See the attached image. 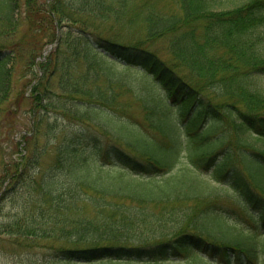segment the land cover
I'll return each instance as SVG.
<instances>
[{
  "label": "trees",
  "instance_id": "1",
  "mask_svg": "<svg viewBox=\"0 0 264 264\" xmlns=\"http://www.w3.org/2000/svg\"><path fill=\"white\" fill-rule=\"evenodd\" d=\"M156 1L139 12L143 33L125 36L131 0H0V126L26 105L35 120L2 167L0 215L29 170L27 138L56 130L53 113L82 123L60 129L68 180L34 176L21 210L0 220L13 264L264 263V241L213 231L220 202L188 164L174 170L186 148L264 226V148L250 141L264 137V0ZM88 137L118 175L81 154Z\"/></svg>",
  "mask_w": 264,
  "mask_h": 264
},
{
  "label": "rangeland",
  "instance_id": "2",
  "mask_svg": "<svg viewBox=\"0 0 264 264\" xmlns=\"http://www.w3.org/2000/svg\"><path fill=\"white\" fill-rule=\"evenodd\" d=\"M129 1V0H127ZM149 6H154L157 9V1L156 0H131L130 3V10L128 12L127 17L125 20H123V23L120 24V29L122 34L125 36H138L141 33H143V29L140 28L139 24V12ZM132 20V21H131ZM127 25L124 29L123 26ZM261 33L264 36V27H258L255 30V33ZM261 46L264 47V38L262 40ZM164 53L167 52L166 49L163 50ZM20 71L17 73L19 74ZM260 87L264 89V75L260 77L259 80ZM57 99V98H55ZM221 99V98H220ZM28 105H26V108H21L19 112H17V117L12 122H3L1 123L0 128V173L3 171L2 167L4 164H6L8 161H10L12 158H18L19 155H21V152L18 151L16 148V141H22L25 139L23 136V130L28 131L32 130L31 128L34 127L33 120L34 118L31 115V112L27 109ZM133 108V107H132ZM56 119V122H55ZM50 124H58L56 127V130H51L45 128L47 127L46 124H44L41 131V135H38L36 138L28 137V147L30 149H33V158L31 163L29 164V170L28 172L20 179V182L16 184L14 187H12L4 196V198L1 201L2 205V214L0 215V220L9 218V215H14L15 213L19 212L22 208L21 204L27 199L29 195V187H32L34 184V176H36L38 179L41 176V174H45L46 176L50 177L52 175H55L56 180L59 181H66L68 180V174L65 171V173H59L60 167L59 163L57 162V157L59 155V145L64 139L63 132L60 131L62 126H67L69 130L71 129H78L82 123H80L77 119L72 118H65L63 116H60L59 114L53 113L52 117L50 119ZM35 121V120H34ZM95 122H98L97 119L94 120ZM104 121V120H103ZM108 123L110 125L113 124L111 120L108 119ZM101 128H105V123H102V121L99 123H96ZM45 132V133H43ZM102 140L103 135L101 133ZM250 141L257 145L258 147L264 148V137L261 139H255L254 137L250 138ZM103 144V143H102ZM24 143L19 146V149L23 147ZM99 145L101 147V144L98 140H94L90 137L83 139V142L81 144V147L83 148V152L81 154H85L86 158H89V162L91 164L95 163L96 166L100 163H104L101 168V173H104L105 175L112 176V175H118L117 172L121 171L117 167V164L119 163L117 160L113 161V165L109 163H105V161L102 160L101 152L99 150ZM231 150L236 149V147L230 148ZM44 150V151H43ZM99 154V157H98ZM87 160V161H88ZM185 164H188L190 168H192V173L195 175V178L199 180L201 185L203 186L202 189L206 193L211 194L221 204V208H218L219 211L225 214L223 217V223L220 226V224L213 228V231H229V232H235V233H245L249 232L255 235V237L263 242L264 241V226L259 225L256 226L254 222L249 218L246 213L242 210V203L241 198L239 194H237L234 189L230 186L229 183L225 181L218 180L214 178L211 170L203 171L204 169H198L191 165L190 159L187 156L186 148H182L181 151V157L179 160V163L175 166L174 170L179 169ZM98 167V166H97ZM100 168L98 167L97 173H99ZM123 172V171H122ZM125 176L131 179H138L140 177H135L131 174H129L128 171H124ZM1 176H0V188L1 185ZM9 181V180H8ZM8 181L5 182V184L8 183ZM4 184V185H5ZM211 230V229H210ZM245 231V232H244ZM205 258L210 260V262H213L215 264H218V262L214 259H211L207 255H205ZM182 263L185 262V259H181ZM202 264H209L206 260H201ZM13 264V257L11 254H9L6 249L3 247V243L0 241V264ZM141 261L137 260L131 261V262H125V261H117L113 264H140ZM147 264H179V262L174 260H164L159 262H153V263H147ZM256 264H264L262 262L256 263Z\"/></svg>",
  "mask_w": 264,
  "mask_h": 264
}]
</instances>
